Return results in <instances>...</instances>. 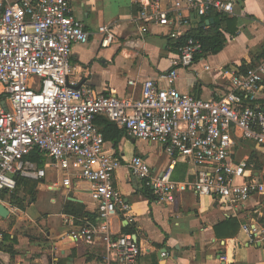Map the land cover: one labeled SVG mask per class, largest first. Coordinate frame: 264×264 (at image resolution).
<instances>
[{"label":"built area","instance_id":"obj_1","mask_svg":"<svg viewBox=\"0 0 264 264\" xmlns=\"http://www.w3.org/2000/svg\"><path fill=\"white\" fill-rule=\"evenodd\" d=\"M135 2L139 13L134 22L140 31L149 25L169 27L174 38L185 32L173 26L188 27L192 22L185 10L202 17L211 10L233 13L235 4V0ZM98 33L103 48L116 41L112 26H101ZM89 40L70 0H0V85L6 102L0 108V202L3 194L16 192L19 177L41 181L49 170L58 179L53 188L84 184L97 205V216L95 222L81 218L78 224L70 222L71 240L102 245V264H138L136 234H115L111 227L112 219L130 206L114 184L121 158L106 148L96 122L105 117L129 137L163 146L170 158L164 171L154 173L141 156L128 165L157 201L174 203L183 187L232 211L244 209L253 199L264 208V168L256 170L250 161L253 151L264 153V58L247 72L235 67L222 70L230 88L217 99L181 91L176 87L177 68L144 80L141 96L134 99L76 88L79 84L70 79L73 47ZM200 53L201 42L190 38L180 47L176 64L192 68ZM241 143L252 146L249 154H238ZM36 149L49 165L39 168L28 159ZM179 160L194 168L193 181L173 179ZM242 229L250 238L264 240L261 224H244Z\"/></svg>","mask_w":264,"mask_h":264},{"label":"crops","instance_id":"obj_2","mask_svg":"<svg viewBox=\"0 0 264 264\" xmlns=\"http://www.w3.org/2000/svg\"><path fill=\"white\" fill-rule=\"evenodd\" d=\"M70 1L75 16L90 33L88 43L73 47L70 79L99 94L136 99L141 96L144 80L177 68L176 87L181 91L207 100L217 99L230 88V80L223 71L231 67L240 69L242 63L254 62L264 51V0H235L234 12L222 14L235 20L236 33L227 32L224 22L225 48L215 55L197 54L192 68L176 64L180 48L176 51L170 46V41L177 38L169 35V27L149 25L145 31L139 30L134 22L139 13L135 0ZM172 2L165 0L167 5ZM184 14L191 18V24L173 28L182 29L186 34L191 29L197 30L205 17L208 18L201 27L211 31L215 20L209 25L205 22L219 12L211 10L202 17L188 10ZM104 25L112 26L116 35V41L107 48L101 46L98 33ZM205 65L212 69L206 71ZM131 80L136 85L129 84ZM4 104L0 85V108ZM121 131L124 136L117 146L105 140L106 148L121 158L114 184L130 209L118 213L111 227L115 234H136L140 247L138 264H264V240L252 239L242 229L244 224L254 222L264 229V208L256 206L255 199L244 209L232 211L209 196H199L191 188L181 187L174 203L157 201L144 183L132 175L128 165L133 157L141 156L154 173H160L167 168L170 158L160 143L135 139ZM22 178L32 184L36 182L33 193L28 191L33 189L30 185L19 187L14 199L6 194L1 196L0 204L6 206L8 215L0 216V247L12 248L15 253L0 248V264H102L105 254L102 245L75 243L69 236L73 227L70 222H80V217L67 212L72 204L83 206L81 219L95 222L97 205L86 186L77 184L67 188L59 184L53 188L52 183L58 179L51 170L41 181ZM173 179L178 183L193 181L194 168L179 160ZM24 223L34 224L30 226L39 228L45 236L21 233L18 230ZM165 249L166 255H163Z\"/></svg>","mask_w":264,"mask_h":264},{"label":"trees","instance_id":"obj_3","mask_svg":"<svg viewBox=\"0 0 264 264\" xmlns=\"http://www.w3.org/2000/svg\"><path fill=\"white\" fill-rule=\"evenodd\" d=\"M214 17V24L211 26V31L205 30V28L201 27V24L204 23V21L208 18H202L201 21L198 23V29H191L189 32H187L185 35H182L178 37L176 40H171L170 41V46L178 51V49L188 41L190 38H194L198 41L201 42L202 44V54L200 56H207V55H215L221 52L226 44H227V38L226 35L223 32V25L224 22L227 23V32L231 34H235L236 30L235 28V20L227 18L225 14L219 13L216 15H211ZM263 50H264V45H263ZM264 58V51L261 55H258L256 57V60L254 62H251L250 64L242 63L239 67L240 70L243 72H247L249 69H252L255 67V64L259 62L260 58ZM262 103L264 104V98L262 99ZM97 124L99 125L104 137L106 140L111 141L114 143L115 146H117L124 136L123 131H121L115 124L111 123L108 121V119L104 118H99L97 120ZM258 156L257 151H253L250 154V161L252 162V159ZM29 159L38 162V166L41 168L44 166V157L43 155L36 149L34 150L30 156ZM261 167V166H258ZM255 168L256 170H261V168ZM27 178H18V188L23 186V187H30L32 185L33 189L29 190L31 193H33L34 187L36 186V182L31 183ZM17 188V189H18ZM18 190L11 196V199H14L16 196ZM72 208H67V212L70 214H73L77 217H82L84 212H83V206L81 204H72ZM264 220V219H263ZM1 248V247H0ZM4 250L9 251L11 254H14V250L12 248H1Z\"/></svg>","mask_w":264,"mask_h":264},{"label":"rangeland","instance_id":"obj_4","mask_svg":"<svg viewBox=\"0 0 264 264\" xmlns=\"http://www.w3.org/2000/svg\"><path fill=\"white\" fill-rule=\"evenodd\" d=\"M251 150H252V146L249 147L245 143H241V145L239 144L238 147H237V152L241 156L249 154L251 152ZM44 159H46L45 160L46 161L45 163L49 165L50 160L47 159L46 157H44ZM252 162H253L252 164L254 165L255 168H257L258 166H261V167H258V168L263 169L264 168V155H263V152L262 151H259L258 152V156L255 157L254 159H252ZM51 175L52 174L50 173V176ZM46 205L47 204H44L42 206L46 209V207H47ZM34 211H35V213H37V208H35ZM32 212H33V210H32ZM30 225H34V224H32V223H30V224L29 223H24L22 225V228L20 230H18V231H20L21 233H33V234H36V235L38 234V235H40L42 237L45 236V234L39 228H37L35 226L34 227H31ZM34 230H35V232H34Z\"/></svg>","mask_w":264,"mask_h":264},{"label":"water","instance_id":"obj_5","mask_svg":"<svg viewBox=\"0 0 264 264\" xmlns=\"http://www.w3.org/2000/svg\"><path fill=\"white\" fill-rule=\"evenodd\" d=\"M214 22V19L213 18H211L210 20H207L206 22H205V24H210V23H213ZM204 26V25H203ZM76 88H80V85H78ZM4 107H6V105L4 104ZM7 215H8V209L6 208V206L5 205H3V204H0V216H2V217H7ZM164 252H166V249L163 251V253Z\"/></svg>","mask_w":264,"mask_h":264}]
</instances>
